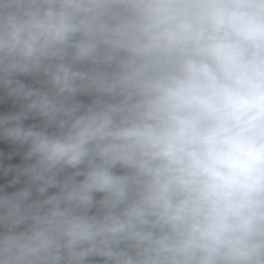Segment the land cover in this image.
<instances>
[{"label":"clouds","instance_id":"clouds-1","mask_svg":"<svg viewBox=\"0 0 264 264\" xmlns=\"http://www.w3.org/2000/svg\"><path fill=\"white\" fill-rule=\"evenodd\" d=\"M0 264H264V0H0Z\"/></svg>","mask_w":264,"mask_h":264}]
</instances>
